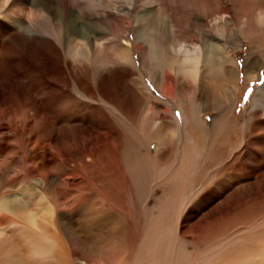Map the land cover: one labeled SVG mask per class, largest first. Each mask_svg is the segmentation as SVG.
<instances>
[{"label":"bare ground","instance_id":"1","mask_svg":"<svg viewBox=\"0 0 264 264\" xmlns=\"http://www.w3.org/2000/svg\"><path fill=\"white\" fill-rule=\"evenodd\" d=\"M9 1L7 0L6 3ZM2 2L5 4V0ZM77 6L80 7V0H12L3 17L7 22L0 25L1 32L9 35L4 40L5 44L0 43V148L6 147L7 152L13 151V157L17 156L16 149L26 148L22 154L26 156L25 152L30 150L35 158L42 161L41 166L45 167L47 174L42 183L46 186L45 189L49 186L44 191L47 195H44L51 203L42 211L50 212L51 216H49L53 218L54 211H60L55 201L60 204L62 199L65 200H62L63 202H69V198L83 196L85 200L86 197H90L95 190L87 177V172L116 169L118 163L110 161V157H116L114 152L109 150L113 146L118 148V155L125 153L129 156L124 147V141L128 138L126 137L128 136L127 126L131 125L133 126L131 130L136 135V139L133 140L135 154H145L144 160L148 158L157 166L156 177L159 172L164 174L172 172L174 157L176 162L182 156L181 165L179 162L180 166L178 165L179 167L173 173V178H182L184 175L188 180L186 185L181 183L178 187L180 198L183 200L182 205L186 206L185 204L188 203L187 211H189L180 219L181 212L186 209L184 210L181 206L178 208L177 222L173 228L180 237L195 235L200 240L209 236L215 237L223 233L228 220L232 221L231 230L242 225L235 222V216L238 217L239 213L241 215V208L248 206L254 199L264 200V190H261L264 189L262 183L264 179V106L259 103L255 105L246 122L249 131L244 133V129L240 128V132L244 134L237 143L232 144V132L240 126L237 123L238 119L235 122V115L229 117L227 112L235 110L238 101L239 89L235 79L238 76V67L224 51V44L219 45V38H217L218 42L208 43L202 40L201 43L193 46L182 41L179 44L176 42L174 51L178 56L176 57L173 53L172 69L175 68L176 63H178L177 67L190 69L191 74L187 83H181L162 68L164 60L161 63L158 47H155L156 54L152 69L157 68L158 66L154 63L160 61L161 69L164 71L161 70L160 74L156 73L157 76L151 71L149 76L162 91L169 93L180 103L183 119L174 116L169 107L165 106L163 111L172 114L169 116V121L159 122L158 119L163 118L164 115L155 110L157 118L155 120L152 116L155 123L150 125L146 121L142 122L146 119L145 117L140 121L145 85L140 77H134L135 71L130 70V66L126 65L131 63L127 45L124 42L117 43L118 47L114 55L99 52L100 42L96 41L95 46L89 42L93 35L97 36V32L87 30L86 27L87 25L90 27L92 23L97 24L101 18L92 19L90 14L81 12ZM35 14L41 15L45 20L44 25H40L31 18ZM143 16L140 15L142 23L145 22ZM51 29L58 33L61 45L42 36V33L49 32ZM122 29L126 38L127 27L125 30L122 24ZM151 32L154 34L155 31ZM148 38L151 39L149 36ZM81 39L87 42L84 44ZM73 47L76 50L72 56L73 60L70 61L63 56V52ZM139 47L141 51L145 49V44L140 43ZM166 50L168 49L164 46L161 47V54H165ZM207 50L211 52L210 58ZM90 52L95 54L93 61L90 59ZM207 61H210L213 67L218 66L216 69L219 70L222 78L225 76L224 80L222 79L225 82L223 85L225 89H221L224 91L223 96H213L214 98L211 97L208 102L202 97L206 89V82L202 76L207 72ZM228 62H231V66L225 67L224 64ZM165 66L168 67V65ZM112 81L117 83L116 87L111 86ZM64 84L73 86L75 93L62 91ZM29 90L34 92L30 93ZM12 91L14 93H11ZM187 93L191 99L190 103L181 99ZM85 98L96 100L97 103L92 102L86 105L82 102ZM149 100H153L152 104H155L154 99ZM222 110L226 111L225 114L212 123L208 124L204 120L205 112H212L217 117L216 112ZM183 128L186 132H183ZM93 133L100 135L97 141ZM153 142L156 143L155 152L148 149ZM110 152L112 154L106 158ZM30 157L28 155L26 158ZM133 161L136 163V159ZM131 167L134 168L133 163L130 169ZM54 168L55 170H52ZM57 176H59L57 182L50 180V177ZM187 188L189 189L186 190ZM22 193L26 195L23 198L8 194L0 199V264H68L69 255L73 256L75 253L71 252L72 249L68 251L65 243H62L64 241L54 243L55 240L50 239L49 236L43 239L38 238L36 241L31 239L33 234H37L32 229L37 224V220H34L37 214L30 207L31 193L27 191ZM192 195H197L196 200L190 198ZM224 195H228L226 196L228 202L214 200ZM99 205L96 211L90 212L89 209L87 213L80 215L88 227H93L92 219L100 218L99 220L102 221L103 217H107L102 201ZM61 206L60 204L62 210ZM107 215L112 217L111 214L107 213ZM113 216L119 215L114 213ZM146 217L145 213L140 216L141 226H147L148 222L144 220ZM5 222L10 223L12 230L20 233V236L24 238V245L30 249L27 258L33 255L32 258L29 260L22 258L23 255L16 252L11 237L2 239L1 235L4 233H2L1 224ZM100 226L96 228L101 234L104 235V231H107L113 236L114 250L109 252L107 249L108 237H104L101 241L103 244L100 246H96L100 240L98 242L94 238L87 237L83 239L88 243L87 247L90 251L96 250L97 253H94L95 257L90 254L86 263L128 264L124 238L120 236V231H125L126 227H120V224H117L105 230L106 226ZM42 228L38 229L43 230ZM167 228L169 227L160 228L161 232H168ZM141 229L143 231L144 228L141 227L139 230ZM93 232H96L95 228ZM84 234L89 235L86 231ZM163 239L166 238L163 237ZM163 239L161 243H164ZM6 241L8 243L4 244ZM238 246L244 247L245 244L241 243ZM257 247L253 244L248 248L240 247L242 251L233 250L232 255L239 258ZM143 257L145 259L143 264H157L145 254L137 258V262L133 259L129 264H141Z\"/></svg>","mask_w":264,"mask_h":264},{"label":"rangeland","instance_id":"2","mask_svg":"<svg viewBox=\"0 0 264 264\" xmlns=\"http://www.w3.org/2000/svg\"><path fill=\"white\" fill-rule=\"evenodd\" d=\"M6 1L7 0H5V4H3L2 0H0V25H2L3 22H7L3 17L7 13V7L12 2V0L8 3H6ZM78 9L81 12L85 11L90 14L92 19L96 17L98 19L99 17L101 18L97 24L92 23L90 27H88V25L86 27L87 30H95L97 32V36L93 35L89 42L95 46L96 41H99L101 45L99 52H103V54L106 53L107 55L110 53V55H114V51L118 47L117 43L124 42V44L127 45L131 63H126V65L130 66V70L135 71L136 74H134V77H140L145 85V89L143 88L145 95L142 98L141 105L142 116H139L141 118L140 121L145 117L146 119H143L142 122L144 123V121H146L150 123V125H154V121L157 118L155 117V110L164 115L163 118L161 117L158 119L159 122L163 120L169 121V116L172 114L171 112L165 113L163 111L165 106H167V108L169 107L168 109L173 112L174 116L183 119L180 103L176 101L175 97L171 96L169 93H165L155 84L151 76H149L151 71L153 74L154 72L155 74H160L161 70H165L181 83H187L191 74L190 69L177 67L178 63H176L175 68L172 69L174 66L173 56L176 55L174 51L176 44L182 41L193 46L196 43H201L202 40H206L208 43L218 42L217 38H219V45L224 44V51L228 53L238 67V76L235 78L239 89L238 101L236 109L227 112L229 117L235 115V122L238 119L237 121L239 122L237 123L240 126L236 127L232 132V144L237 143L242 135L249 131L246 123L248 122L249 114L256 104L259 103L264 106V0H80V7H78ZM140 15L144 17V23L141 22L142 18ZM31 18L35 19L40 25H44L45 20L41 15L35 14L32 15ZM104 18L106 19L104 20ZM122 24L125 30L127 27L126 38L122 33ZM161 24H164V26H161ZM151 31H155L154 34ZM8 36V33H2L0 30V43L5 44L6 42L4 40H6ZM42 36L61 45L58 33H56L54 29L42 33ZM148 36L151 39H149ZM161 39L163 41H160ZM82 41L84 44L87 42L81 39V42ZM140 43L145 44V49L141 51L139 47ZM162 45L168 49L165 54H161ZM155 47H158L157 51L158 54H160L159 58L161 63H163L162 61L164 60V63L161 65L164 70L161 69L160 61L159 63H154V65L158 67L152 69L156 54ZM74 50H76L74 47L67 49L63 52V56L72 61ZM208 55L210 58L211 52H208ZM177 56L178 55H176V57ZM94 58L95 54L90 52L91 61H93ZM164 64L168 65V67ZM206 64L208 69L206 74L202 76L203 80L206 82V92H203L202 97L205 99L204 101L208 102L213 96H223L224 91H221V89H225V86H223L225 85L223 81L225 76L222 78L221 73L216 69L218 66L213 67L210 61H207ZM224 65L225 67H229L231 66V62ZM158 74H156V76ZM130 77H128V81H130ZM116 84L115 81L111 82L112 87H116ZM62 91L71 94L75 93L74 87L68 86L67 84L62 86ZM29 92L31 93L34 91L29 90ZM11 93H14V91ZM188 95L189 93L184 94L183 98H181L183 100L185 99L184 101H187L186 103L191 102ZM148 98L154 99L155 104H152L153 100L150 101ZM89 100L85 98L82 102L86 105L92 104V102L97 103L96 100ZM225 112V110L216 112V115H218L217 117H215L212 112H205L203 117L204 120L210 124L215 121L216 118L225 114ZM177 113H180V115L177 116ZM131 128H133V126H127L126 133L128 136L126 137L128 138L124 141V147L127 149L129 156H126L128 154L125 153L118 155V148H116V146H113L112 149L110 148L109 150L113 151L116 157L114 156L111 158L110 155L112 152H110L106 158L110 157V161L112 160L118 163L116 169L111 170L110 168L99 172H87V177H89L90 183L92 182L93 184L92 188H94L96 192L93 191L90 197L85 198L87 203L83 199V196H79V199L69 198V202H63L65 201L63 199V201L60 200L62 210L60 209L59 202L55 201V203L58 204L57 208L59 206L60 210L59 212L57 210L54 211L55 218L50 217V212L42 211L45 206H48V204L51 205L50 201H48L45 196L47 194L44 192L49 186L45 189L46 186L42 183L43 178L47 175L45 167L42 168L41 166L42 161L35 158L28 149L29 152H25L27 154L26 156L22 154L26 148H19V151L16 149L15 155L17 154V156L15 157L12 156L13 151L7 152L6 147V151L4 147L0 148V199L8 194L23 198L26 195H23L22 192L27 191L31 193V198L29 199L31 204L30 207L37 214L35 217L36 219L34 218V220H37V224L32 227L37 234H33L31 239L36 241L38 238L40 239L42 237L41 239H43L49 236L50 239L55 240L54 243H58L62 240L64 241L62 243H65L68 251L72 249L71 252L75 253L73 256L69 255L68 264H87L88 256L91 254L92 257H95L94 253H97V251H90L89 247H87L88 243L83 239L90 237L89 239L94 238L98 240V242L100 240L98 245L96 243V246H100L103 244L101 241L104 240V237H108L109 242L107 249L109 252H112L115 247L113 236L108 234L107 231H104V235L103 233L101 234L96 226H106L105 230H109L112 226L120 224V227H126L125 231H120V236L124 238V247L126 246L125 255H127L128 264L132 263L133 259L137 262V258L141 257L143 254L149 256L151 260L157 264H178L179 262H183V264H264V200H251L252 202H250L248 206H244V209L241 208V215L239 213L238 217L235 216V222L242 225H239L234 230L230 229L233 228V226L230 225L232 221L228 220L224 226L223 233H221L222 235L217 234L215 237L209 236V238H203L202 240L195 235H189L186 238L180 237L174 230L177 222L178 208L181 206L184 210L186 209V211L181 212L180 219L183 214H188L189 211H187L188 203L185 204L186 206L182 205L183 200L180 198L178 187L179 185L181 186V183L186 185L188 180L184 175L182 178H173V173L175 172L174 170L181 165L180 159H182V156L179 157L176 162L174 157L172 172L167 174L159 172L157 178V166L148 158L144 160L145 154H135V143L133 140L136 139V135ZM240 128L244 129V133L240 132ZM183 129V132H186V129ZM93 135L97 141V137L100 135L94 133ZM148 149L155 152L156 143L153 142V144H150ZM1 150H3L4 153ZM28 155L31 157L26 158ZM132 155L133 158L136 159V163L133 161L134 159L132 160ZM142 156H144V158ZM132 163L134 168L131 167L132 169H130ZM122 168L124 171H121L123 170ZM52 170H55V168ZM224 179H227V175ZM50 180L57 182L59 176L50 177ZM262 183L264 184V179ZM188 189L189 188L186 190ZM149 190H151V192ZM253 193H251V195H253ZM102 194L103 196H101ZM196 196L197 195H192L190 198L196 200ZM226 196L220 197L221 200L219 197H216L214 200H216V202H228ZM100 201H102L103 208H105L106 212L111 214L112 217H108L106 213L105 216L107 217H103L102 221H100V218L92 219L91 225L93 227H88L80 215L82 213H87L89 209L90 212L96 211V207L100 206ZM198 201H200V199H198ZM116 207H118V210ZM254 212L257 215H255ZM114 213H117L119 216L114 217ZM143 213L147 214V217L144 219L148 222L146 227L140 224L139 218ZM43 214H45V217ZM122 215H124V217ZM40 216L42 218H40ZM59 218H62V220H59ZM54 220L58 223H55ZM94 224H96V226ZM1 226H3L2 233H4L1 235L2 239L3 237H11L13 239V246L17 250L16 252L21 253L23 255L22 258L26 260L32 258L33 255L27 258L30 249L24 245V238L20 236V233L13 231L10 223L5 222L2 223ZM165 226L169 227L167 228L168 232L162 233L160 228H165ZM39 227L40 229L43 227V230L38 229ZM141 227L144 228L143 231L142 229L141 231L139 230ZM94 228L96 232H93ZM84 230L86 233L88 232L89 235L84 234ZM243 235L246 236L243 237ZM163 237L166 239H163ZM162 239L165 240L164 243H161ZM247 242L252 243L250 244ZM7 243L8 241L4 242V244ZM241 243L245 244V246H238ZM252 244L258 247L253 248L250 253H247L248 255L246 254L239 257L242 259L233 257V250L239 252L242 251L240 247L241 249L248 248L252 246ZM3 248L7 249L5 246H3ZM64 250L67 254L66 249ZM144 262L145 259L143 257L141 264ZM93 263L94 262H91V264Z\"/></svg>","mask_w":264,"mask_h":264},{"label":"snow or ice","instance_id":"3","mask_svg":"<svg viewBox=\"0 0 264 264\" xmlns=\"http://www.w3.org/2000/svg\"><path fill=\"white\" fill-rule=\"evenodd\" d=\"M180 115V113H177V116H179Z\"/></svg>","mask_w":264,"mask_h":264}]
</instances>
